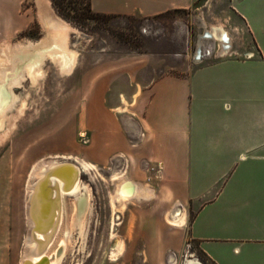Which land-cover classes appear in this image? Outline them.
<instances>
[{"label": "rangeland", "instance_id": "1", "mask_svg": "<svg viewBox=\"0 0 264 264\" xmlns=\"http://www.w3.org/2000/svg\"><path fill=\"white\" fill-rule=\"evenodd\" d=\"M198 8L173 9L158 15L106 16L79 23L62 17L51 0H25L23 11L32 16V21L26 32L20 33L9 46H0V58H3L0 70L16 69L13 58L16 56V60L24 47L23 52L27 53L35 47H44L50 36L40 17L44 10L45 14L55 13L70 23L68 46L77 52L78 63L70 76L63 77L57 65L45 58L42 67L46 73L40 82L26 78L13 88L16 95L25 99L27 112L0 144V264H21L27 231L24 195L32 164L53 154L85 157V151L92 149L89 146L96 128L84 120V105L92 101L104 103L120 121L123 118L127 128L131 124L129 115L138 118V112L147 102L148 92L144 93V88L152 76L186 74L207 63L250 56L254 45L240 16L224 7L220 0ZM214 26L226 30V40L211 35ZM19 65L17 70L22 68ZM122 94L131 103L130 110L123 113L115 111L121 105ZM99 168L104 179L82 172L81 183L88 187L90 199L88 210L84 211V233L81 235L79 229H74L73 242L69 241L67 250L58 241L68 227L75 197L63 198L64 217L58 241L53 244L60 261L55 264H145L146 249L158 241L150 231L163 233L167 207L154 189L156 198L147 201L134 198L127 209L113 216L110 193L116 185L109 180L113 172L127 168L126 163L113 160L108 168ZM148 174L141 170L138 174L130 173L129 177L140 186H153L149 171ZM155 176L154 173L152 177ZM81 192L85 193L84 188ZM113 226L115 237L111 238ZM120 240L125 241V253L118 261H112L109 256ZM188 241L191 248L186 247ZM188 256L203 264H213L190 238L184 241L177 262L174 258L170 263L183 264Z\"/></svg>", "mask_w": 264, "mask_h": 264}, {"label": "crops", "instance_id": "2", "mask_svg": "<svg viewBox=\"0 0 264 264\" xmlns=\"http://www.w3.org/2000/svg\"><path fill=\"white\" fill-rule=\"evenodd\" d=\"M220 1L245 22L252 56L152 76L147 102L127 128L100 101L83 108L96 128L85 158L105 169L123 161L129 179L149 171L164 215L184 219L150 231L158 241L146 249L145 264L177 262L187 238L214 264H264V0ZM24 2L0 0V46L29 28ZM91 2L96 12L158 15L212 0Z\"/></svg>", "mask_w": 264, "mask_h": 264}, {"label": "bare ground", "instance_id": "3", "mask_svg": "<svg viewBox=\"0 0 264 264\" xmlns=\"http://www.w3.org/2000/svg\"><path fill=\"white\" fill-rule=\"evenodd\" d=\"M43 13L42 15L40 14V17L45 26L44 28L48 29L50 33L49 38H47L49 40L45 41L44 47H37L39 49L35 47L36 50L33 47L32 49L34 50L28 53L26 51V53L23 52L24 47L22 54L19 53L16 60V56L13 58L15 61L14 67H18L21 64L22 68L20 70H17V67L16 69L14 68L15 70H9L10 72H4V69L0 70V129L3 127L0 131V144L10 136L17 125V120L27 112L25 99L16 95L13 88L24 83L23 80L26 78L31 79L33 83L40 82L46 73L42 67L45 58H49L57 65L59 74L63 77L70 76L78 63L77 52L68 46V38L72 30L70 23H67L55 13L48 12L45 14V10ZM211 35L220 40H226L227 38V32L222 27L214 26L211 30ZM13 53L12 51L11 54ZM8 56L6 58H9ZM17 101H20V103L17 104ZM120 102L121 105L115 108L116 112L123 113L130 110L129 106H131V103L125 95L122 94L120 96ZM14 108L16 112H12ZM5 124L6 127L4 126ZM48 157L46 158L48 160L40 158L34 162L28 172L24 195L26 196L27 231L24 235L21 264H55L60 261L59 256L56 254L57 252H54L53 244L58 241V231L64 217L63 198L65 196L75 197L74 211L72 210L69 213L68 227L63 231V235L60 236L58 241L60 243L59 246L67 250L73 242L72 231L79 229L81 235L84 233V211L88 210L90 199L88 187L83 186L81 183L82 172L90 173L93 178L101 177L104 179L99 166L85 157L71 154H53V156ZM55 158H60V160L54 161L53 159ZM126 175L127 169L125 168L120 172H113L109 180L116 185L115 190L110 193V205L113 216L118 211L122 212V210L127 209L128 203L134 198L139 201H147L155 195L150 185L140 186V184L132 181ZM82 188H84L85 193L81 192ZM117 202H120V206L117 205ZM172 214V212H167L166 215V220L170 224L176 226L184 224L183 217H175ZM114 237L115 229L113 226L111 238ZM124 253L125 241L120 240L109 257L112 261H118ZM193 255L192 253L191 256ZM191 256H188L183 264H203L199 259Z\"/></svg>", "mask_w": 264, "mask_h": 264}, {"label": "trees", "instance_id": "4", "mask_svg": "<svg viewBox=\"0 0 264 264\" xmlns=\"http://www.w3.org/2000/svg\"><path fill=\"white\" fill-rule=\"evenodd\" d=\"M57 12L64 18L79 23L91 19H102L106 16H117L121 14H108L96 12L92 8L91 0H51ZM26 32V31H25ZM213 263V262H212ZM214 264V263H213Z\"/></svg>", "mask_w": 264, "mask_h": 264}, {"label": "built area", "instance_id": "5", "mask_svg": "<svg viewBox=\"0 0 264 264\" xmlns=\"http://www.w3.org/2000/svg\"><path fill=\"white\" fill-rule=\"evenodd\" d=\"M186 247H187V248H191V247H192V244H191L190 241H188V242L186 243ZM187 251H188V250H187Z\"/></svg>", "mask_w": 264, "mask_h": 264}, {"label": "water", "instance_id": "6", "mask_svg": "<svg viewBox=\"0 0 264 264\" xmlns=\"http://www.w3.org/2000/svg\"><path fill=\"white\" fill-rule=\"evenodd\" d=\"M61 165V164H60ZM54 170H56V169H54ZM52 175H54V174H52ZM45 180V179H44Z\"/></svg>", "mask_w": 264, "mask_h": 264}]
</instances>
